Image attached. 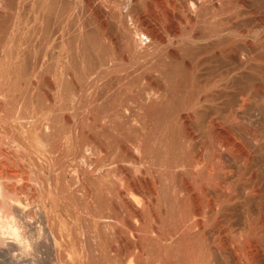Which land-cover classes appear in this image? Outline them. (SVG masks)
I'll use <instances>...</instances> for the list:
<instances>
[{"label":"bare ground","instance_id":"obj_1","mask_svg":"<svg viewBox=\"0 0 264 264\" xmlns=\"http://www.w3.org/2000/svg\"><path fill=\"white\" fill-rule=\"evenodd\" d=\"M29 1L40 19L38 50L30 56L23 48L25 54L14 56L15 51L11 57L10 47L2 46L0 66L17 65L15 80L6 73L11 83L0 73V101L10 100L24 84L34 85L38 93L45 86L49 102L43 105L48 104L51 119L47 111L44 116V106L39 111L49 119L38 117V107L27 114L29 105L26 114L16 108L11 116L0 103V247L10 239L12 249L36 264H42L43 256L50 264H93L111 252L115 258L107 264H264V0H120L122 5L87 0L90 28L85 11L84 19L76 15L75 0ZM82 20V26H75ZM1 21L0 37L5 38L9 27ZM64 54L91 56L89 64L73 56L81 71L87 68L88 82L82 81L87 87L76 84L74 76L66 81ZM104 54L110 70L131 63L143 70L136 68L141 86L115 87V98H129L103 110L97 81L104 75ZM124 54L131 55L129 62L120 58ZM63 111L70 112L67 142L78 160L70 174L75 192L66 189L61 177L68 192L53 178L66 169L58 168L65 142L57 140ZM151 122L155 130L170 123L169 138H154ZM14 124L23 132L34 127L37 140L17 139ZM104 131L115 146L106 169L100 166L103 158L99 161ZM74 194L80 199L78 211H72L78 206L72 207ZM91 238L98 241L97 249L89 244Z\"/></svg>","mask_w":264,"mask_h":264},{"label":"rangeland","instance_id":"obj_2","mask_svg":"<svg viewBox=\"0 0 264 264\" xmlns=\"http://www.w3.org/2000/svg\"><path fill=\"white\" fill-rule=\"evenodd\" d=\"M36 1H37V0H36ZM110 1H112V0H110ZM115 1H117L118 4H121V5H122V2H121L120 0H113L112 3H113V2L115 3ZM119 1H120V3H119ZM27 2L29 3L30 1H29V0H26V1H25V0H24V1H23V0H5L4 2H2V0H0V6H3V7H4V8H3V7L0 8V12H1L2 9H4L3 12H1L2 15H0L1 20L3 19V21H1V25L4 26V25L2 24V22H4V23H7V24H5V26L7 25L6 27H9V28L4 29V30H5V32H4L5 35L3 34V37H5V38H2V36L0 37V43H1V44L3 43L2 45L0 44V52H1V49L3 48L2 46H4V44L6 43L7 46L10 47V49H9V47H8V49H9L10 51H7V52H9L8 55L11 53V54L9 55V56H11V57H12L14 54H15L14 56H16L17 54H25V53H23V51L26 50V49H27L26 51H27L28 55L31 54L30 56H32V55H34V52L36 53V51L38 50V47L36 46V45H38V43H39V39H38V35H39V34H38V29H37V28L39 27L38 23H39L40 19H39L38 16L36 17V14H35V13H36V10H35L36 7H35V9H34V8H33V9H32V8H29L30 3L27 4ZM75 2H76V6L78 7L77 9L80 11V13H76V15H77V14H78V15H79V14L81 15L82 12L86 10V9H84V8H85V5L87 6V3H86L87 0H83V1L81 0V2L79 1L78 4H77L78 1L75 0ZM10 3H11V4H10ZM16 3H17V4H16ZM22 3H23V4H22ZM25 3H26L27 5H26ZM85 3H86V4H85ZM117 3H115V5H118ZM2 4H3V5H2ZM14 4H15V5H14ZM18 4H19V5H18ZM24 4H25V5H24ZM158 4H159V5H158ZM160 4H161V3H159V1H158V2H157V9L159 8L158 10H161L160 8H161V5H162V4H161V5H160ZM112 5H113V4H112ZM121 5H119V6H121ZM23 6H24V7H23ZM82 6H83V7H82ZM158 6H159V7H158ZM5 7H7V8H5ZM25 7H26V8H25ZM30 7H31V6H30ZM79 7H80V8H79ZM20 8H21L22 10H21ZM82 8H83V10H82ZM80 9H81V10H80ZM30 10H31V11H30ZM32 10H34L35 12H33ZM78 10H77V12H79ZM32 12H33V13H32ZM85 12H86V11H85ZM10 13H11V14H10ZM17 13H19L18 15H19L20 17L17 15ZM23 13H24V14H23ZM86 13H87V12H86ZM86 13L83 12L84 16H85ZM8 14H9V15H8ZM12 14H13L14 17L12 16ZM21 14H22V15H21ZM83 14H82V15H83ZM78 15H77V16H78ZM80 15H79V17L84 19V16L82 17V15H81V16H80ZM6 16H7V17H6ZM4 17H6V18H4ZM8 17H9V18H8ZM11 17H12V18H11ZM21 17H22V19H21ZM35 17H36V18H35ZM19 18H20V19H19ZM75 18H76V17H75ZM87 18H88V13L86 14V17H85V19H86L87 22L84 20V21H85V24H86V25H85L86 27L90 24V23H89V24L87 25V23L90 22V21H88L89 18H88V19H87ZM35 19H36V20H35ZM77 19H78V20H77ZM5 20H6V21H5ZM16 20H17V21H16ZM20 20H22L23 22L20 21ZM37 20H38V22H37ZM8 21L11 22V23H9ZM18 21L20 22L21 27H20ZM76 21H80L79 18H76L75 22H76ZM12 22H13V23H12ZM21 22H22V24H21ZM24 22H25V23H24ZM36 22H37V23H36ZM75 22H73V24H74ZM23 23H24V24H23ZM77 23H78V22H77ZM79 23H80V22H79ZM79 23H78V24L75 23L76 25H75V24H74V25H75V26H77V25H78V26H82V24H84V23H83V20L81 21V24H80V25H79ZM12 24H14V25H12ZM25 24H26V26H28V27H29V25H30V28H31V29H29V28H27L26 26H24ZM17 25H18L19 27H17ZM14 26H15L16 28H15ZM78 26H77V27H78ZM83 26H84V25H83ZM181 26H182V25H181ZM10 27H11L12 29H11ZM86 27H85V28H86ZM88 27L90 28V25H89ZM88 27H87V28H88ZM182 27H183V26H182ZM182 27H181V28H182ZM4 28H5V27H4ZM26 28L29 29V31H28L29 33H28V32H27V33L24 32ZM33 28H34V30H33ZM39 28H40V27H39ZM183 28H184V27H183ZM183 28H182V29H183ZM9 29H11V30H9ZM27 29H26V31H27ZM77 29H78V28H77ZM12 30H13V31H12ZM17 30H18L19 32H18ZM22 30H23V31H22ZM32 30H33V31H32ZM88 30H89V29H88ZM6 31H7V32H6ZM21 31H22V32H21ZM11 32H12L13 34H12ZM32 32H33V33H32ZM15 33H16V34H15ZM18 33H19V34H18ZM28 34H29V35H28ZM34 34H35V35H34ZM13 35H15V36H13ZM17 35H18V36H17ZM30 35H32V37H31ZM33 35H34V36H33ZM36 35H37V36H36ZM12 36H13V38L10 39L9 37H12ZM23 36H24V37H23ZM35 36H36V37H35ZM16 37H17V38H16ZM8 38H9V39H8ZM3 39H4V41H3ZM12 39H13V40H12ZM17 39H18V40H17ZM28 39H29V40H28ZM21 40H23V41L25 42V44H24V42L22 43ZM30 40H31V41H30ZM9 42H10V43H9ZM26 42H28L27 45H26ZM18 43H19V44H18ZM29 43H30V44H29ZM31 43H32V44H31ZM6 44H5V45H6ZM8 44H11V45H8ZM13 44H16V46L13 45ZM23 44H24L25 46H23ZM29 45H30V47H29ZM32 45H33V46H32ZM38 46H39V45H38ZM13 47H14V50H13ZM33 47H34V48H33ZM35 47H37V48L35 49ZM19 48H20V49H19ZM23 48H26V49H23ZM28 48H30V49H28ZM21 49H22V50H21ZM34 49H35L36 51H34ZM20 50H21V51H20ZM28 50H29V51H28ZM15 51H16V52H15ZM33 51H34V52H33ZM12 52H15V53L13 54ZM24 52H25V51H24ZM27 53H26V54H27ZM32 53H33V54H32ZM42 53H43V52H42ZM1 54H2V52H1ZM37 54H39V52H37ZM64 55H65V60L63 59L64 62H63V61H62L63 63L61 62V63L63 64V65L61 64V65H62L61 68H65V67L67 66L66 68L69 70V71H68V70L65 68V69H63L64 71H62V72H64V73L66 72V73H65V74H66L65 77L68 76V77L66 78V81H67V79L72 78V77L74 76V77H73L74 82H75L76 84H78V85H79V82H80V86H82L83 83H84V82H82V81H86V79H87L86 76H88V75L86 74V73H88V72H86V69H87V68H86V69L84 68L85 71L83 70V71L85 72L86 75L82 74V73H81V72H83V71H81L82 68H79L80 65H79V63H78L77 61H76V63H75V60H77V59L80 58L78 61L84 60V62L86 61V63L89 64V62H90V60H91V56L88 57L89 54H77V55H76V54H75V55H74V54H70L71 58H72L73 56H76V58H77V59H76L75 57H73V61H74V63H75V66H78V65H79V66L77 67V69H76V67L74 66V63H72V62H73L72 59L69 58L70 56H69L68 54H64ZM84 55H85V56H84ZM90 55H91V54H90ZM126 55H127V54H124V56L121 55L120 58H121L123 61L129 62V61L131 60V57H130L131 55H130V56H129V54H128L127 56H126ZM14 56H13V57H14ZM80 56H81V57H80ZM82 56H83V59H82ZM103 56H106V57H107L106 54H104ZM103 56H102V58H103ZM66 57H67V59H66ZM84 57H86V58H84ZM106 57L103 58V63H102V65H104V66H103L104 69H108V68H109L108 66H109V65H112V64H109V61L107 62V60H109V57H107L108 59H106ZM63 58H64V56H63ZM88 58H89V59H88ZM102 58H101V61H102ZM123 58H124V59H123ZM125 58H126V59H125ZM129 58H130V60H129ZM87 60H88V61H87ZM66 61H67V62H66ZM105 62H107V64H106ZM70 63H72V64L70 65ZM104 63H105V64H104ZM119 63H120V62H119ZM0 64H1V63H0ZM64 64H65V65H64ZM68 64H69V65H68ZM131 64H132V65L126 66V68H127V67L129 68V67H130L131 69H130V68H129V69L127 68V69H128V70H127L125 67H122V66L116 67V66H115V68H112L111 70H110V68H109L110 72H109V71H108V72L105 71V70L103 69V67H102V69H103V71H104V75H106V78H105V76L103 75V76H100V77H101V78L104 77V79L102 78V79L100 80V77H99V79H98V81H97V88L101 89V87H102L101 91H100V90H98V91H99V93H103V95L101 94V97H103V99H102L101 102H100V103L104 102V103H102V104H103V107H102L103 110H104V108H105V109L110 108V106H112V103L120 102V101H124V100H126L127 98H129V95H119L123 100H122L118 95H117V98H115L116 96L114 97V95H115V93H116V91H117V89H115V87L117 88V87L119 86L118 89L121 88V90H122V87H124L125 85H126V86H128V85H129V86H132V85H133V86H137V85H138L139 87L141 86V79H140L141 72H139V71H140V69L143 68V67H139V66H137V65L134 67V66H133V63H131ZM14 65L16 66L17 64H10V66H8L7 68L5 67L4 64H2V65L0 66V68H2V67L4 68V70H3V68L0 70V71H2V72H0V73L2 74V78H1V79H3L5 76L10 75L9 73H11L12 75H10V76L14 77L13 80H15L16 76H15V74H14V76H13V73H12V69H13V71L16 70V68H14ZM72 65H73V67H72ZM106 65H107V67H106ZM116 65H118V62H116ZM134 65H135V63H134ZM12 66H13V67H12ZM131 66H133V67H131ZM85 67H87V65H85ZM88 67H91V66L88 65ZM105 67H106V68H105ZM113 67H114V64H113ZM120 67L124 68V69H122V71H121L122 73H120V70H121ZM137 67H139L140 69H139V68L136 69ZM8 68H9V69H8ZM70 68H71V69H70ZM116 68H117V69H116ZM132 68H134V69H132ZM5 69H6L7 72L5 71ZM88 69H89V68H88ZM90 69H91V72H93V71H92V68H90ZM90 69H89V70H90ZM114 69H115V70H114ZM9 70H10V71H9ZM71 70H72V71H71ZM78 70H79V72H78ZM89 70H88V71H89ZM113 70H114V71H113ZM124 70H125V71H124ZM130 70H131V71H130ZM137 70H138V71H137ZM141 70H143V69H141ZM73 71H74V73H73ZM117 71H118L119 73H118ZM123 71H124V72H123ZM4 72H5V73H4ZM67 72H68L69 74H68ZM70 72H71L73 75H72ZM75 72H77V73H79V74L77 75ZM116 72H117L118 74H116ZM126 72H127V74H125ZM128 72H129V73H128ZM135 72H136V73L139 72V73L136 74ZM3 73H4V74H3ZM6 73H7L8 75H7ZM109 73H111V74H113V75H111V74H109ZM123 73H124L126 76H125V75H121V74H123ZM1 74H0V76H1ZM89 74L92 75V73H89ZM114 74H115V75H118V76H114ZM108 75H111V76L108 77ZM119 75H121V76L119 77ZM127 75H129V77H128ZM133 75H134V76H133ZM10 76L7 77L8 80H5V79H6V77H5V79H4L5 81H4V80H3V81H4V82H6V81L8 82L10 79H12V78H10ZM45 76L47 77V74H46ZM75 76H76V77H75ZM131 76H132V77H131ZM81 77H83V79H84V78H86V79L83 80ZM91 77H92V76H91ZM122 77H123V78H122ZM124 77H127L129 80L127 81V78H124ZM62 78H63V81H64L65 84H66V81L64 80V74H63V77H62ZM77 78H78V80H77ZM113 78L116 79V80L114 81ZM119 78H121V79L123 80V81H122L123 83H120L121 81H120ZM1 79H0V80H1ZM75 79H76V81H75ZM118 79H119V81H118ZM125 79H126V81H125ZM13 80H12V81H13ZM102 80H104V81H102ZM111 80H112L113 82H112ZM1 81H2V80H1ZM12 81H9V82L11 83ZM61 81H62V80H61ZM63 81L61 82L62 86H63V84H64ZM100 81H101V82H100ZM4 82H0V84L3 85ZM9 82H8V83H9ZM87 82H88V80L86 81V83H87ZM111 82H112V83H111ZM118 82H119L120 84H122V86H121V85H118V84H119ZM126 82H128V83H126ZM137 82H139V83L137 84ZM86 83H84V85H86ZM99 83H100V84H99ZM102 83H103V84H102ZM107 83H108L109 85L106 87ZM110 83H111V84H110ZM133 83H134V84H133ZM31 84H33V82H32ZM112 84H113V85H112ZM114 84H115V85H114ZM1 85H0V88H1ZM26 85H27V87H26ZM26 85H25V84L22 85L23 88H22V87L18 88L20 91H19V90H16V91H15V93H14L15 95H14L13 97L16 98V99H15L16 101H15V100L13 101V99L11 100V98H13V97H11L10 100H7V102H6V100H1V101H3V102L0 101L1 105L3 104V106L5 107V110H6L7 112H9L11 116H12V114L15 115V114L20 110V108H21L22 112L19 111V112H20L19 114H24V113L26 114V112H25L26 110H27V114H29L30 110H31L32 112H34V111L36 110V109L34 110V109H32V108H37V107H38L39 109H37V110H38V112H40V113L35 112V113H37L38 117L42 116L44 119H49V118L51 119V117L49 116V114H51V112L48 110V107H47L48 104L46 105L47 109H45V111H44V108H46L44 105H45L47 102H49V96H47V94H45V93L47 92L48 89H47L45 86H40V87L38 88V90H39V93H38V91H37V89H36V87H35L34 85H29V84H26ZM28 85H29V86H28ZM111 85H112V86H111ZM64 86H65V85H64ZM64 86H63V87H64ZM87 86H88V85H86V87H87ZM113 86H114V88H113ZM4 87H5V86H4ZM34 87H35V88H34ZM63 87H61V88H63ZM108 87H109V88H108ZM27 88H28V89H27ZM30 88H31V89H30ZM45 88H46V89H45ZM105 88H106V89H105ZM1 89H2V88H1ZM110 89H111V90H110ZM113 89H114V90H113ZM23 90H24V91H23ZM26 90H27L28 92H27ZM107 90H108V92H105V91H107ZM109 90H110V92H109ZM32 91H33V92H32ZM35 91H36V92H35ZM102 91H103V92H102ZM34 92H35V93H34ZM40 92H41V93H40ZM88 92H89V91H88ZM17 93H19V94H17ZM24 93H25V94H24ZM27 93H28L30 96H28ZM37 93H38V94H37ZM111 93L113 94L112 96L110 95ZM122 93H123V92H122ZM21 94H23V95H21ZM32 95H33V97H32ZM35 95H36V96H35ZM37 95H38V96H37ZM39 95H40V97H39ZM44 95H45L46 97H45ZM106 95H107V96H106ZM108 95H109V98H107ZM18 96H20V97H18ZM23 96H24V97H23ZM105 96H106V97H105ZM27 97H28V99H27ZM38 97H39V98H38ZM41 97H43V98H44V97H45V98L48 97V98H47L48 101H45V100H46L45 98H44V99H43V98L41 99ZM112 97H113V99H112ZM22 98H23V99H22ZM25 98H26V99H25ZM29 98H30V99H29ZM31 98H32V101H30ZM35 98H36V99H35ZM104 98H105V99H104ZM114 98H115V99H114ZM107 99H108V101H107ZM117 99H118V101H117ZM26 100H27V101L29 100V103H28ZM35 100H36V101H35ZM38 100H39L41 103H40ZM41 100H43V101H41ZM103 100H105V101H103ZM112 100H113L114 102H113ZM23 101H24V103H23ZM34 101H35V102L38 101V102H37V105H39V104L41 105V104H42V107H41V106H36V104H34V103H35ZM32 102H33V103H32ZM43 102H45V103H43ZM106 102H107L108 104H105ZM111 102H112V103H111ZM38 103H39V104H38ZM110 103H111V104H110ZM15 104H16L17 106H16ZM31 104H32V105H31ZM43 104H44V105H43ZM109 104H110V105H109ZM28 105H29V106H28ZM34 105H35V107H34ZM105 105L107 106V108H106ZM3 106H2V108L4 109ZM10 106H12V107H10ZM27 106H28V108H27L26 110H24ZM43 106H44V108H43ZM14 107H15V108H14ZM31 107H32V108H31ZM6 108H7V109H6ZM8 108H9V109H8ZM16 108H17V109H16ZM29 108H30V109H29ZM41 108H43V109H41ZM15 109H16L17 112H15ZM28 109H29V110H28ZM40 109H41L42 112L44 113V116H45V114L48 112V113H47L48 115H47V114H46V115L49 116V118H48L47 116H46V118H45L43 115H41L42 112L39 111ZM100 109H101V108H100ZM13 111L15 112V114L13 113ZM46 111H47V112H46ZM98 111H99V109H98ZM100 111H101V110H100ZM23 112H24V113H23ZM45 112H46V113H45ZM63 112H64V114H65V115L63 114V115H64V119L62 118L63 120L59 121V124H60L59 131H61L62 133L59 132V133L61 134V136H60V134H59L60 138H57V140H58V139H59V140L62 139V140L65 141V142H64V144H63V142H62V143L60 142V141H62V140L59 141L62 145H64V148H62V150L59 152L60 154H59L58 157L60 158L61 163H60V161H59L58 166H59V164H61V165H63L62 167H63L64 169H65V168H66V169H65L64 171L61 172V171H60V169H61L60 166H61V165H60V166L58 167V168H60V169L58 170V168H57L59 174L56 172V173L58 174V177H57V174H56V177L54 176L53 178H56V179L58 178L57 180H59V179H60L59 177H61V178H62L61 180L64 179L63 182L65 181V182H64L65 184H64L63 182H61V180H59L58 183H59L60 185L64 184V186L67 187L66 189H67L68 191H69L68 188H70V191L72 190L73 192H75V191L77 190V187H75V186H76V181H74V179H72L73 177H72L70 174L73 173L72 169L75 167V165H77V161H78V160H77L76 156L73 154V152H74V151H73L74 148L72 147V144L69 145V143L67 142L68 140H70V137H71V136H69V135H70V132H69L70 130H69V129H70V125H71V120H69V118H71V116L69 115L70 112H68V114L66 113L67 111H66V112L63 111ZM31 114H32V113L30 112V115H31ZM66 114H67L68 116H67ZM39 115H40V116H39ZM63 115H62V116H63ZM66 116H67V117H66ZM69 116H70V117H69ZM42 117H40V118H42ZM43 118H42V119H43ZM65 119H66L67 124L69 125V127H68V125H67V126L65 125V124H66ZM67 119H68L70 122H69ZM79 119H80V118H79ZM80 120H81V119H80ZM80 120H79V122H80ZM11 121H12V120H11ZM63 121H64L65 123H64ZM98 122H99V123H97V121H96V123H95V121H94V122H93V126H94V127H98V126H100V125H101L100 123L103 122V120L98 121ZM151 123H153V129L151 128L152 126L150 127L151 129H150V128H149V129H150V131L152 130L153 134H156V135H154V136H155L154 138H156L157 136H159V135H161V134H167V136H168V135L170 136V134H169V133L171 132V131H170V128H169V127H168V128L166 127V126H170V125H169L170 123L167 124V125L165 126L166 128L164 127L163 129H160V130H162V131H160V130H155L154 125L156 126L157 124L154 123V122H151ZM151 123H150V124H151ZM96 124H97V125H96ZM149 126H150V125H149ZM149 126H148V127H149ZM13 128H14V129L16 128V129H15L16 131H13V133L15 134V137H17V139H20V138L22 139V138H23V135H24V136L26 135L29 139H30V137H31V141H32V142H35V141L37 140V137L34 135V134H36V130H34V127H30L29 130H27V131L24 130V132L21 130V128L16 127L15 124H14ZM65 128H66V129H65ZM68 128H69V129H68ZM60 129H62V130H60ZM67 129H68V130H67ZM7 130H9V129H7ZM154 131H156V133H154ZM159 131H160V134H158ZM7 132L9 133V132H11V130H9V131H7ZM27 132H28V133H27ZM104 132H106V133H104ZM104 132H102L103 134H101L100 137H101L102 140H103V138H104L105 143H102V144H105L106 146L103 145V147H101V149H102V150H101L102 155L100 154V158H99V156H98L96 159L99 158V161H100V159L103 158L102 160H103V162H105V163H104V165H103V163H102L100 166H101V167L104 166L103 168L106 169L107 166L110 167V165H109V164H111V162H110V161H111L110 158L112 159V156H113V154H114V152H115V151H112V150H114L115 146H114V143H112V141H113V139H112V135H111V136L108 135V134H110V133L107 132V131H104ZM129 132H130V130H129ZM129 132H126V133H129ZM164 132H165V133H164ZM26 133H27V134H26ZM91 133H92V132H91ZM130 133L133 134L134 132H130ZM130 133H129V134H126V135L129 136V135H131ZM66 134H67V135H66ZM106 134H107L108 136H107ZM66 136H67V137H66ZM91 136H92V137H91ZM94 136H95L94 133L88 135V137L90 138V140L94 139ZM104 136H105V137H104ZM131 136H132V135H131ZM169 136H168L167 138H169ZM65 137H66V138H65ZM109 137H110V138H109ZM64 138H65V140H64ZM68 138H69V139H68ZM107 139H108V140H107ZM33 140H34V141H33ZM70 141H71V140H70ZM95 141H97V140H95ZM108 141H109V142H108ZM157 142H158V141H156V143H157ZM67 143H68V144H67ZM158 144H159V143L156 144L157 147L160 146V145H158ZM65 145H66L67 147H66ZM108 145H109V146H108ZM70 146H71V147H70ZM111 146H112V147H111ZM113 146H114V147H113ZM154 146H155V145H154ZM156 146H155V148H156ZM106 147H107V148H106ZM72 148H73V149H72ZM155 148H154V149H155ZM158 148H159V147H158ZM156 149H157V148H156ZM63 151H65V152H63ZM66 151H67V152H66ZM103 151H105V152H103ZM106 151H108V152H106ZM71 152H72V155H71ZM104 153H105V154H104ZM108 153H109L111 156H110ZM156 153H157V152L155 151V155H154V163H155V164L157 163V165H158V164H159V161H158L157 159H159V158H156V157L158 156L159 153H158L157 155H156ZM65 154H66V155H65ZM67 154H68V155H67ZM103 154H104V155H103ZM106 155H107V156H106ZM64 156H65V157H64ZM67 156L70 157L71 159H70V158L68 159ZM72 156H73V157H72ZM103 156H105V158H104ZM109 156H110V157H109ZM74 157H75V158H74ZM62 158H63V159H62ZM155 158H156V159H155ZM62 160H63V161H62ZM64 160H65V161H64ZM75 160H76V161H75ZM94 160H95V158H94ZM102 160H101V161H102ZM156 160H157L158 162H156ZM73 161H74V162H73ZM62 162H63V163H62ZM68 162H69V163H68ZM70 163H71L72 165H71ZM47 164H48V162H47ZM47 164L45 163V165H47ZM69 165H70L71 167H70ZM73 165H74V166H73ZM11 166H12V165H11ZM72 166H73V168H72ZM93 166H94V168H96L94 164H93ZM93 166H92V169H91V167L89 168V171H90V169H91V171H90V172H91V175H92V171H93ZM68 167H69L70 169H69ZM101 167H100V169H101ZM103 168H102V169H103ZM103 170H104V169H103ZM89 171H88V172H89ZM95 171H96V170H95ZM50 172H51V171L46 172V175H50V174L52 173V172H51V173H50ZM63 172H64V173H63ZM60 173H61V174H60ZM62 173L64 174L63 176H62ZM93 173H94V172H93ZM51 175H52V174H51ZM60 175H61V176H60ZM93 175H94V174H93ZM70 176H71V177H70ZM64 177H65V178H64ZM69 178H71V179H69ZM23 182H24V181H23ZM70 182H71V184H70ZM73 182H75V183H73ZM61 183H62V184H61ZM72 183L74 184V186L72 185ZM69 184H70V185H69ZM62 186H63V185H62ZM64 186H63V188L65 189ZM68 186H69V187H68ZM70 186H72V187H70ZM74 188H75V189H74ZM66 189H65V191H67ZM74 190H75V191H74ZM68 191H67V192H68ZM78 194H79V193H78ZM74 197H78V198H79V196H78L77 194H76V196H75V194H74L73 198H72V196H70V198H71L70 200L72 201L71 204H73L72 207L75 206L76 203H78V204H77L78 206H75V210L72 209V211H78L79 209L76 210V207L79 208V204H80L79 201H80V199L78 200V198H74ZM23 199H25V198H23ZM76 199H77V200H76ZM106 199H107V198H106ZM75 202H76V203H75ZM74 204H75V205H74ZM72 207H71V208H72ZM93 209H94V208H93ZM107 210H109V209H107ZM93 211L95 212V209H94ZM107 212H108V211H107ZM108 213H109V212H108ZM110 214H111V212H110ZM106 216H108L107 213H106ZM81 227H82L81 225L78 226V231H79V232L82 231ZM92 239H93V238H91V240H89V242H90L89 244L92 245V247H93L94 242H95V245H97L96 243H98V241H97V240H94L95 237H94L93 240H92ZM9 240H10V239H9ZM9 240H6L7 242H6V244H5V247H2V246L0 247V253H1V254H0V255H1V256H0V264H2V263H3V264H10V263H11V264H17V263H18V264H30V263H31V264H36L37 261L32 260V258L29 260L30 257L25 259V257H23L22 255L19 254L20 252H19L18 250H14V249H12V248H14V247H13V246H9V245H10V242H11V240H10V241H9ZM8 242H9V244H7ZM108 244H109V242L107 241V243H105L106 247H108ZM95 245H94L93 248H96V249H97V246H95ZM98 245H99V243H98ZM9 247H11V248H9ZM96 249H93V250L96 251V252H95V255H96L97 252H98ZM13 250H14V251H13ZM2 251H3V252H2ZM10 253H11V254H10ZM14 254H16V255H14ZM110 254H111L112 256L114 255V253H112V252H111ZM110 254H107V255H106V256H108V257L105 258V261L102 260V259H104V257H106V256H104L102 259H100V258L97 256V259H98V260H96L93 264H102V263L107 264V263H108V258L110 259V262H112V261L114 260L113 258H115V257H112ZM10 255H11V256H10ZM97 255H99V253H98ZM109 255H110L111 257H109ZM20 256H21L22 258H21ZM114 256H115V255H114ZM121 257H122V256H121ZM2 258H3V259H2ZM42 258H45V257L43 256ZM42 258H41L42 264H50L49 261H48L47 259L44 260V259H42ZM116 258H117V257H116ZM122 258H125V257L123 256ZM122 258H121V259H122ZM8 259H9V261H8ZM17 259H18V260H17ZM24 259H25V260H24ZM99 259H100L102 262H101ZM117 259H118V258H117ZM117 259H115V260H117ZM119 259H120V258H119ZM2 260H3V261H2ZM14 260H15V261H14ZM21 260H22V261H21ZM27 260H28L30 263H29ZM31 260H32L33 262H32ZM126 260H127V259H126ZM16 261H17V262H16ZM19 261H20V262H19ZM97 261L100 262V263H98ZM103 261H104V262H103ZM124 261H125V259H124V260L122 259V262H124ZM145 261H147V259H145ZM1 262H2V263H1ZM23 262H24V263H23ZM34 262H35V263H34ZM106 262H107V263H106ZM110 262H109V264H110ZM118 262H120V260H117V261H116V263H118ZM114 263H115V261L113 262V264H114Z\"/></svg>","mask_w":264,"mask_h":264},{"label":"clouds","instance_id":"obj_3","mask_svg":"<svg viewBox=\"0 0 264 264\" xmlns=\"http://www.w3.org/2000/svg\"><path fill=\"white\" fill-rule=\"evenodd\" d=\"M11 234L16 239H19V237L16 235V230L14 228L11 229ZM23 243L25 244V246L27 245V242L26 241H24Z\"/></svg>","mask_w":264,"mask_h":264}]
</instances>
